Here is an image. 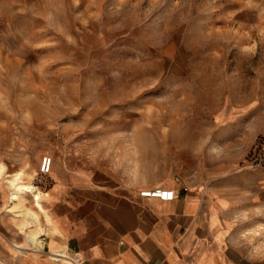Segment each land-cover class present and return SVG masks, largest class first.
Instances as JSON below:
<instances>
[{
	"label": "rangeland",
	"instance_id": "rangeland-1",
	"mask_svg": "<svg viewBox=\"0 0 264 264\" xmlns=\"http://www.w3.org/2000/svg\"><path fill=\"white\" fill-rule=\"evenodd\" d=\"M147 154L173 156L175 179L264 175V0H0L11 210L36 204L24 186L43 192L56 164L109 172ZM244 218L239 243L264 258V207Z\"/></svg>",
	"mask_w": 264,
	"mask_h": 264
},
{
	"label": "crops",
	"instance_id": "crops-1",
	"mask_svg": "<svg viewBox=\"0 0 264 264\" xmlns=\"http://www.w3.org/2000/svg\"><path fill=\"white\" fill-rule=\"evenodd\" d=\"M136 158L109 172L56 164L43 192L28 190L36 204L21 213L0 187V264H74L62 254L76 251L82 264H264L238 238L248 225L244 215L264 207V175L243 171L207 181L188 168L175 179L173 156ZM160 187L175 189L176 197L141 195Z\"/></svg>",
	"mask_w": 264,
	"mask_h": 264
},
{
	"label": "built area",
	"instance_id": "built-area-1",
	"mask_svg": "<svg viewBox=\"0 0 264 264\" xmlns=\"http://www.w3.org/2000/svg\"><path fill=\"white\" fill-rule=\"evenodd\" d=\"M52 169V157L50 156H44L42 158L41 164H40V171L44 174L50 172ZM141 195L147 196V197H157L161 200H173L176 197V190L173 188H154L150 190H144L141 192ZM64 255V256H63ZM66 254H62V257L70 259L74 264H82L83 263V257L80 252L76 251L71 256H68ZM134 264V263H129Z\"/></svg>",
	"mask_w": 264,
	"mask_h": 264
},
{
	"label": "bare ground",
	"instance_id": "bare-ground-1",
	"mask_svg": "<svg viewBox=\"0 0 264 264\" xmlns=\"http://www.w3.org/2000/svg\"><path fill=\"white\" fill-rule=\"evenodd\" d=\"M19 175H20V174H19ZM19 175H18L17 177H19ZM24 189H25V190H29V187L24 186ZM23 193H24V191L21 190V192H20L19 194H15V195H13V197H14V198H19V195H20V194H23ZM36 198H37V197H36Z\"/></svg>",
	"mask_w": 264,
	"mask_h": 264
}]
</instances>
